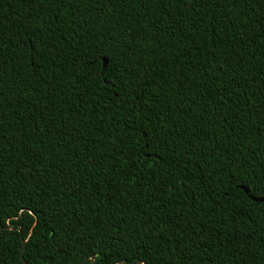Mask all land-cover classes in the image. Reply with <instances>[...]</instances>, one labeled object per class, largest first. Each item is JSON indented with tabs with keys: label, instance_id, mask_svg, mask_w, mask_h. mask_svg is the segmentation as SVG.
<instances>
[{
	"label": "trees",
	"instance_id": "obj_1",
	"mask_svg": "<svg viewBox=\"0 0 264 264\" xmlns=\"http://www.w3.org/2000/svg\"><path fill=\"white\" fill-rule=\"evenodd\" d=\"M252 196L264 0H0V264H264Z\"/></svg>",
	"mask_w": 264,
	"mask_h": 264
},
{
	"label": "water",
	"instance_id": "obj_2",
	"mask_svg": "<svg viewBox=\"0 0 264 264\" xmlns=\"http://www.w3.org/2000/svg\"><path fill=\"white\" fill-rule=\"evenodd\" d=\"M106 63V60L104 59V65ZM241 188L245 191V192H248L247 189L243 186H241ZM252 198L256 201H264V197H253ZM21 258L23 259V251H24V243H23V246H22V250H21ZM93 259H94V256L91 257V263L93 262ZM119 263V262H118Z\"/></svg>",
	"mask_w": 264,
	"mask_h": 264
}]
</instances>
